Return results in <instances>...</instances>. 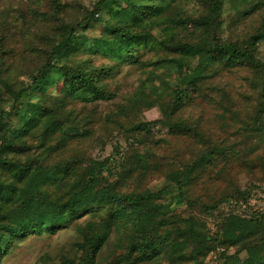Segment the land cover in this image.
I'll list each match as a JSON object with an SVG mask.
<instances>
[{
	"label": "trees",
	"instance_id": "16d2710c",
	"mask_svg": "<svg viewBox=\"0 0 264 264\" xmlns=\"http://www.w3.org/2000/svg\"><path fill=\"white\" fill-rule=\"evenodd\" d=\"M223 1L208 0L209 14L190 21L198 30L212 35L211 43L176 42L167 39L170 35L158 39L165 36L163 26L171 9L170 0H100L84 18L88 22L97 13L103 14L111 40L103 39L98 51L111 59H127L129 64L137 65L140 51L154 45L173 54L199 57L197 63L178 65L180 82L167 94L166 101V97L155 98L154 92L138 90L129 99L128 108H119L120 115L131 113L128 130L135 141L122 156L120 178L114 183L103 177L110 172L106 162L83 159L77 147L84 140H91L87 127H108L118 122L102 117L92 121L84 116V109L75 106L81 101L87 107L113 95L103 82L112 68L95 67L89 61L83 65L67 63L72 54L90 45L77 37L83 22L57 28L61 39L51 47V56L34 77L33 87L27 89L37 100L22 105L19 99L24 91L9 89L16 103L12 113L0 116V262L16 242L33 235H54L73 225L82 236L81 264H103L99 256L114 232L122 234L119 239L125 244L126 253L111 264L150 263L161 257L177 264H205L215 245L238 248L233 256L224 257L225 264H264V213L251 218L226 216L220 239L206 236V225L196 216L217 210L227 200L247 202L250 192L234 186L231 176L236 171L264 177V62L256 54L264 36V20L258 34L244 44L220 42L215 29ZM52 3L59 11L60 0ZM149 27L157 28L160 35L150 34ZM238 68L259 76L262 88L256 125L250 127L256 143L240 152L229 146L208 145L198 122L180 118L188 107L198 105L205 84L222 71ZM51 75L54 80L49 85L47 78ZM220 97L216 104L230 120L234 105L231 102L228 107L225 92ZM157 105L161 107L162 119L132 121L138 118L130 116ZM65 126L79 128L83 133L68 135ZM160 128L168 130L169 138H178L182 143L202 139L205 152L190 161L184 159L181 151L172 156L161 146L162 140L154 138L153 130ZM213 174L223 189L216 185L207 188ZM152 180H163V187L152 191L148 187ZM168 188L175 194L168 195ZM208 190L217 192L219 197L208 202ZM167 197L176 208L187 206L191 213L186 217L176 214L179 218L164 214L161 201ZM192 211L196 214L190 215ZM88 217L91 221L85 225L78 222Z\"/></svg>",
	"mask_w": 264,
	"mask_h": 264
},
{
	"label": "rangeland",
	"instance_id": "374dc122",
	"mask_svg": "<svg viewBox=\"0 0 264 264\" xmlns=\"http://www.w3.org/2000/svg\"><path fill=\"white\" fill-rule=\"evenodd\" d=\"M99 1L60 0L62 5L57 11L52 0H0V94L2 95L0 116L5 112L12 113V107L16 103L9 89L15 92L24 91L25 94L19 99L22 105L37 100L27 89L33 87L34 77L39 74L51 56V47L57 45L61 39V32L57 28L66 23L83 22L77 37L90 46L72 54L67 63L83 65L89 61L95 67L112 68L111 75L104 77L103 82L107 83L113 95L107 100L92 103L87 107L81 101L75 106L84 109V116L91 118L92 121H99L102 117L118 123L109 124L108 127L96 124L93 129L87 127L92 137L91 140L86 139L78 145V155L85 160L106 162L110 172H105L103 177L114 183L120 178L121 158L130 151L135 141L128 130L130 127L128 118L131 113L120 115L119 108H128L129 99L138 90L146 94L154 92L155 98L166 97L164 100L166 101L167 94L180 82L178 65L197 63L199 57L173 54L154 45L140 51V61L137 65L129 64L127 59H111L98 51L103 39L111 40V31L102 20L103 14L97 13L91 21L84 22V18L94 11ZM170 1L171 9L163 26V29H166L165 36L159 37V40L170 35L167 39L173 38L176 42H213L211 34L198 30L190 23L200 15L209 14L208 0ZM220 13L215 29L219 41L244 44L261 30L264 20V0H224ZM108 19L109 16L106 14L104 20ZM147 31L154 36L160 35L157 28L152 30L149 27ZM256 54L264 62V36L258 43ZM53 80L51 75L47 78V83L51 85ZM203 90L200 100L197 101L198 105L188 107L180 118L184 121L198 122L210 146H229L238 152L253 146L256 143V136L252 134L250 127L256 125V110L262 100L259 95L262 90L261 78L245 68L231 72L222 71L205 84ZM223 92L228 96L226 99L228 107H231V102L234 105L230 120H226L216 104L221 100L220 96ZM235 114L238 115L234 118ZM130 117L138 118V120L131 118L133 122L139 120L150 122L162 119L163 113L161 107L157 105L143 110L138 116ZM262 119L264 123V113ZM64 131L68 135L83 133L81 129L70 126H65ZM153 132L155 140H162L160 144L166 148V151L168 149L172 156L177 151H181L179 153H182L186 161L196 159L206 150L202 139L182 143L178 138H169L167 129H155ZM143 143L141 149L146 147ZM238 172L233 173L231 177L235 179V187L250 192L247 202L227 200L215 211L196 215L206 225L203 233L212 239L222 237L221 225L226 216L239 215L251 218L264 213V177L247 171L241 174ZM208 182L212 185L209 184L207 188L216 185L223 189L222 182L217 181L215 174ZM163 184V180H152L148 183V187L157 192ZM167 193L175 194V190L168 188ZM216 197H219L217 192L207 191L208 202ZM161 203L164 204L161 211L170 217H186L191 213L187 206L176 208L170 197L162 200ZM176 214H179V217ZM195 214L196 211H192L190 215ZM89 220L91 221L88 217L78 222L85 225ZM120 236L122 234L118 235L116 232L111 235L99 256L101 263L111 264L116 259L119 258L120 261L124 257L126 249L125 244L119 239ZM81 242L82 236L73 225L54 235H33L16 242L0 264H81L82 252L79 248ZM237 251V247L215 245L205 264H225L224 257L233 256ZM137 264H177V262L161 257L150 263Z\"/></svg>",
	"mask_w": 264,
	"mask_h": 264
}]
</instances>
